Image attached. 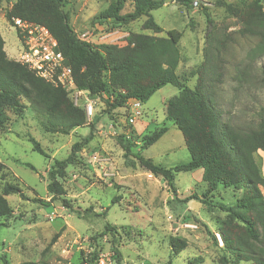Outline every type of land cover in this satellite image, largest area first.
Here are the masks:
<instances>
[{
  "label": "rangeland",
  "instance_id": "374dc122",
  "mask_svg": "<svg viewBox=\"0 0 264 264\" xmlns=\"http://www.w3.org/2000/svg\"><path fill=\"white\" fill-rule=\"evenodd\" d=\"M110 1L69 0L64 10L73 31H88L87 41L93 46L123 45L128 33H151L142 29L145 17L126 26H92V18ZM12 3L0 0V35L7 57L17 62L19 38L5 17ZM253 3L200 0L193 7L191 2L182 5L171 0L151 12L164 32L175 29L182 33L177 73L190 88L199 76L203 79L223 120L227 112L245 122L258 121V113L264 114V84L260 82L264 22L249 17ZM259 5L264 12V0ZM132 10L133 0H126L121 14ZM177 92L171 85L156 91L142 104V115L136 123L122 129L118 127L121 114L109 107L106 95L95 103L93 115L86 117L84 126L66 134L52 127L48 116L34 111L25 99H21L25 107L22 113L6 110L7 119L0 123V193L5 184H12L29 200L17 194L5 197L11 214L0 218V264H84V257L94 251V264L100 259L104 264H247L234 263L215 235L218 222L226 214L212 205L233 204L234 190L219 186L207 198V204L176 203L171 201L173 195L162 179L137 163L125 164L122 146L127 142L133 153H141L166 168L189 161L181 133L165 118L166 101ZM162 127L167 128L166 133L147 147L145 137ZM90 133L91 141L75 155V163L67 167L65 178L60 180L67 205L59 199L49 207L33 203L34 198L51 199L46 190L47 172ZM30 137L46 156L33 150ZM255 159L262 172L264 152H257ZM174 187L179 199L190 193L202 196L206 190L202 180L191 182L187 172L176 174ZM88 209L90 212H85ZM106 224L112 230H105ZM58 231L60 236L50 244ZM172 239L183 241L185 248L176 253L170 245ZM113 245L120 253L119 261Z\"/></svg>",
  "mask_w": 264,
  "mask_h": 264
},
{
  "label": "trees",
  "instance_id": "16d2710c",
  "mask_svg": "<svg viewBox=\"0 0 264 264\" xmlns=\"http://www.w3.org/2000/svg\"><path fill=\"white\" fill-rule=\"evenodd\" d=\"M69 0H15L5 17L12 26L13 18H20L42 25L48 29L58 44L67 64L71 67L73 79L78 89L87 91L90 97L106 95L109 107L123 114L126 103L139 101L145 104L149 98L164 86L171 85L178 90L165 105V118L179 130L184 146L189 153V161L166 168L156 164L141 153H133L132 145L122 146L127 166L136 163L153 177L162 179L172 193V202L185 203L198 201L207 204L219 186L231 188L237 194L231 205L217 204L226 214L218 222V234L222 248L234 263L264 264V176L255 155L264 152V114L258 113V121H240L237 115L227 112L223 120L203 79L199 76L193 88L177 73L181 61L179 41L182 33L172 29L165 31L154 21L151 12L161 8L165 0H133V10L121 14L126 0H111L108 7L92 18V26H126L142 17V29L152 35L128 33L123 45L100 44L93 46L80 40L73 31L69 15L64 10ZM260 0H254L249 17L264 22V12L260 11ZM190 4L184 0L182 5ZM235 14V13H234ZM165 33L164 36H157ZM260 82L264 84V70ZM25 99L30 107L48 116L52 127L66 134L67 131L86 124V115L81 107L73 105L67 94L38 77L27 66L9 59L4 50L0 35V123L7 119L6 110L22 113ZM119 118V117H118ZM133 126V125H132ZM131 127V126H130ZM167 131L162 127L145 137L147 147L155 144ZM92 139V133L81 142L72 145L70 154L57 160L47 172V192L51 199L46 201L34 198L33 203L49 207L54 200L67 201L60 180L66 176V169L76 161L75 155ZM33 150L46 156L40 144L29 138ZM202 169V182L206 190L202 196L190 193L184 199L176 197L174 177L177 173ZM17 194L29 200L16 185L5 184L0 193V218L11 214L6 196ZM210 205V204H209ZM85 212H90V209ZM109 224L105 230H112ZM61 231L52 238L56 242ZM114 244V243H113ZM171 248L180 252L185 243L171 240ZM117 261L120 253L113 245ZM97 253L94 251L84 264H94ZM4 264H8L4 261ZM20 264H36L23 262Z\"/></svg>",
  "mask_w": 264,
  "mask_h": 264
},
{
  "label": "built area",
  "instance_id": "2783aa9c",
  "mask_svg": "<svg viewBox=\"0 0 264 264\" xmlns=\"http://www.w3.org/2000/svg\"><path fill=\"white\" fill-rule=\"evenodd\" d=\"M189 1L193 7H197L200 2V0ZM12 27L16 31L20 43L17 62L27 66L44 81L61 88L73 105L81 107L86 117L90 118L94 112V105L100 98L90 97L87 91L77 88L73 79L72 69L59 51L57 41L48 29L20 18L12 19ZM77 37L89 43L87 41L89 37L88 31L77 34ZM141 115L142 104L139 101L126 103L124 113L119 116L118 127L122 129L134 125ZM215 235L219 244L222 245L220 235ZM98 262V264H104L103 259Z\"/></svg>",
  "mask_w": 264,
  "mask_h": 264
},
{
  "label": "crops",
  "instance_id": "0c3cea01",
  "mask_svg": "<svg viewBox=\"0 0 264 264\" xmlns=\"http://www.w3.org/2000/svg\"><path fill=\"white\" fill-rule=\"evenodd\" d=\"M13 2H15V0H12ZM147 35H152V33H150V34H147ZM165 35V34H164ZM163 34L162 35H160V34H158L157 36H164ZM178 93V92H177ZM175 95H177V94H175ZM175 95H173V96H175ZM171 98V97H170ZM169 99V98H168ZM167 102V101H166ZM142 121H143V123L147 126V125H149V122H147L146 120H144L143 118H142ZM258 152H261V151H258ZM202 169H197V170H194V171H192V172H187V173H189V178H190V181L191 182H193V183H196V182H200L201 181V179H202ZM262 174H263V176H264V163H263V165H262ZM186 192V191H185ZM184 192V193H185ZM181 195V194H180ZM183 195V194H182Z\"/></svg>",
  "mask_w": 264,
  "mask_h": 264
},
{
  "label": "water",
  "instance_id": "95a60500",
  "mask_svg": "<svg viewBox=\"0 0 264 264\" xmlns=\"http://www.w3.org/2000/svg\"><path fill=\"white\" fill-rule=\"evenodd\" d=\"M167 1H171V0H165V2ZM175 2H178V3H183L184 0H174Z\"/></svg>",
  "mask_w": 264,
  "mask_h": 264
},
{
  "label": "bare ground",
  "instance_id": "6f19581e",
  "mask_svg": "<svg viewBox=\"0 0 264 264\" xmlns=\"http://www.w3.org/2000/svg\"><path fill=\"white\" fill-rule=\"evenodd\" d=\"M221 240V239H220ZM221 243H222V241H221Z\"/></svg>",
  "mask_w": 264,
  "mask_h": 264
}]
</instances>
